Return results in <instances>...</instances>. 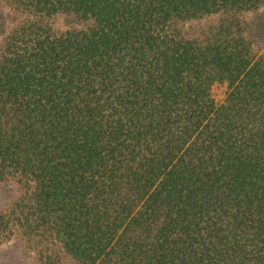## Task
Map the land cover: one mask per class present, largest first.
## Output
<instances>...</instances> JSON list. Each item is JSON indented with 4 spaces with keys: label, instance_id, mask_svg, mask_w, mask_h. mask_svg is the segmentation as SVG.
Returning <instances> with one entry per match:
<instances>
[{
    "label": "trees",
    "instance_id": "obj_1",
    "mask_svg": "<svg viewBox=\"0 0 264 264\" xmlns=\"http://www.w3.org/2000/svg\"><path fill=\"white\" fill-rule=\"evenodd\" d=\"M1 7L0 243L18 231L39 264H264V0Z\"/></svg>",
    "mask_w": 264,
    "mask_h": 264
},
{
    "label": "rangeland",
    "instance_id": "obj_2",
    "mask_svg": "<svg viewBox=\"0 0 264 264\" xmlns=\"http://www.w3.org/2000/svg\"><path fill=\"white\" fill-rule=\"evenodd\" d=\"M6 10L1 7L0 0V33L6 27L5 21ZM252 37L256 42L259 54H264V10L253 19ZM227 83H213L211 94L216 104H221L227 93ZM15 198V187L12 183H0V212L6 211ZM0 264H39L37 257L27 248L24 238L18 231L13 236L0 243Z\"/></svg>",
    "mask_w": 264,
    "mask_h": 264
}]
</instances>
